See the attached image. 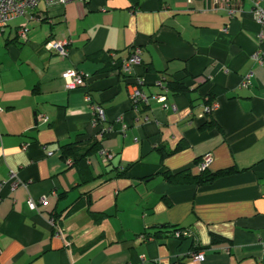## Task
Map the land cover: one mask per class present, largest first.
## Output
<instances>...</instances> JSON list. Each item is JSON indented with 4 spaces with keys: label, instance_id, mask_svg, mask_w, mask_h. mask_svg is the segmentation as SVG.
I'll return each instance as SVG.
<instances>
[{
    "label": "crops",
    "instance_id": "obj_1",
    "mask_svg": "<svg viewBox=\"0 0 264 264\" xmlns=\"http://www.w3.org/2000/svg\"><path fill=\"white\" fill-rule=\"evenodd\" d=\"M232 1L234 15L224 0L41 1L1 30L0 264H264V59L254 55L264 26L253 0ZM48 37H66L67 55L46 48ZM134 44L143 90L166 96L137 108L122 67ZM69 68L88 72L87 85L68 89ZM172 79L187 89L166 91ZM211 96L214 124L205 125ZM95 104L105 108L104 134ZM94 133L114 164H130L128 175L108 179L113 164L98 150L82 183L61 147ZM208 152L211 171L234 170L205 185L164 177L199 172ZM82 193L89 200L71 210Z\"/></svg>",
    "mask_w": 264,
    "mask_h": 264
},
{
    "label": "built area",
    "instance_id": "obj_2",
    "mask_svg": "<svg viewBox=\"0 0 264 264\" xmlns=\"http://www.w3.org/2000/svg\"><path fill=\"white\" fill-rule=\"evenodd\" d=\"M41 1L46 2V4L48 5H53L57 3H67L69 1H75V0H0V32L2 29H4V27L9 23L11 19L15 18L18 15L25 14L29 8L36 7ZM216 1L217 0H215V2ZM262 2L263 0H253V12L258 23L264 26V5L262 4ZM224 5L227 7L231 15L235 14L236 6L234 5V2L232 0H224ZM224 29L227 30V27H225ZM28 30L29 28L26 23H23L18 30L19 35L24 40H26L28 37ZM260 35L262 36L263 32H261ZM67 43H68V39L66 37L51 38L45 42V46L48 49H55L59 54L64 56L67 55L68 53L66 47ZM141 54H142V47L138 44H134L131 47L128 56L125 57L122 62L123 69L128 73V75H130L129 77L130 79L128 81L129 90H130L129 91L130 99L133 102V106H135V108L138 107L140 102L147 103L151 98H156L159 100H164L166 98L164 93L153 94V96H150L143 90L142 86L145 82V79L141 75H137L134 72L135 67L141 63ZM254 55L260 62H263L264 47L258 50ZM62 76L65 80V86L68 89L77 88L79 86H86L88 82V78L90 77L88 72L81 71L76 68H69L65 70L62 73ZM249 79H250V74L246 77L243 83L247 84ZM163 82H164V78L161 77L158 80V83L163 84ZM165 89L166 91L169 90L168 85H165ZM87 97L89 98V94H87ZM174 108H176V106H174ZM216 108H217L216 101L207 103L205 105L204 112H202L199 116L201 118H204L207 113L213 112ZM1 110H3V107L0 105V111ZM94 110H95L94 124L98 126L99 123L102 122L100 133L104 134L107 131V128L103 126V122L106 119L105 108L100 104H95ZM100 152L103 154L105 160L107 161L113 158V152L107 150L106 148H102ZM49 153H52V150H50ZM67 161L70 164L72 163L71 158H68ZM212 161H213V154L211 152L204 154L202 156V159L198 163L199 169L201 170L209 167ZM15 175L16 172L11 173V177H14ZM40 202L42 203L46 202V198L41 199ZM28 205L31 209H36L38 206V202L34 201L33 199H30L28 201ZM50 222L53 228L55 229V235L58 237L59 236L62 237L63 235L62 230L59 227V225L56 223L53 216L51 217ZM182 234L187 235L188 231L185 230L183 232L177 231L175 235L177 237H180V235ZM193 258L196 261H202L204 259V254L202 252L193 253ZM263 259H264V251L262 255L259 257L260 263H263Z\"/></svg>",
    "mask_w": 264,
    "mask_h": 264
},
{
    "label": "trees",
    "instance_id": "obj_3",
    "mask_svg": "<svg viewBox=\"0 0 264 264\" xmlns=\"http://www.w3.org/2000/svg\"><path fill=\"white\" fill-rule=\"evenodd\" d=\"M49 38L46 40L48 41ZM130 75H127V80L129 81ZM168 87L171 88L172 90L175 91H184L187 89V87L183 84V82L180 79H172L168 81ZM207 103L213 102L212 96L209 97L206 100ZM143 102H140L142 104ZM144 104L147 105L146 102ZM211 113H207L206 116L204 117L205 120V125H212L214 124V120L211 117ZM208 117V118H207ZM102 127V122L99 123L97 126V131H100V128ZM62 157L65 158L66 160L68 158L72 159V165H76L78 170H79V175L82 178V183H88L90 182L93 174H92V168L90 166V163L88 162L89 156L102 149L100 141L95 137V133L91 136L85 137L83 139H79L70 143L63 144L62 147ZM168 152H165L163 155L167 154ZM113 158L109 160V164H113L110 172H114L113 175L109 176L108 179L113 178V177H119V176H126L129 174L130 171V164L121 167L120 164H114ZM202 159V156L197 159L196 163H199L200 160ZM234 170V168L229 167V168H223L218 171H211L209 167L205 169H201L199 172H193L190 170V168H185L179 171H171V170H166L164 171V177L168 180L169 183L172 184H195V185H205V184H210L215 180L217 177L230 173ZM95 177V176H94ZM89 200V195L88 193H82L71 205V210H77L80 209L86 201ZM56 223L58 221V217L56 214L53 215ZM58 224V223H57ZM176 234L177 231L183 232V228H178L174 227V230ZM161 230L156 231L153 233V236L159 237L161 234ZM184 235H180L179 238H183ZM219 237L214 236L213 241H217Z\"/></svg>",
    "mask_w": 264,
    "mask_h": 264
},
{
    "label": "rangeland",
    "instance_id": "obj_4",
    "mask_svg": "<svg viewBox=\"0 0 264 264\" xmlns=\"http://www.w3.org/2000/svg\"><path fill=\"white\" fill-rule=\"evenodd\" d=\"M36 25V24H35Z\"/></svg>",
    "mask_w": 264,
    "mask_h": 264
}]
</instances>
